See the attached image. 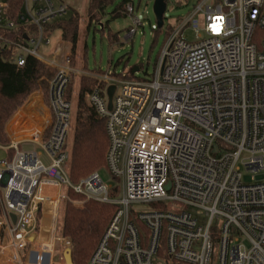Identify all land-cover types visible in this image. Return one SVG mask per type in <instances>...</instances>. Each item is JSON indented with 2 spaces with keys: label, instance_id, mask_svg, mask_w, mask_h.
<instances>
[{
  "label": "built area",
  "instance_id": "1",
  "mask_svg": "<svg viewBox=\"0 0 264 264\" xmlns=\"http://www.w3.org/2000/svg\"><path fill=\"white\" fill-rule=\"evenodd\" d=\"M8 2L0 0V30L29 23L39 34L28 45L16 44L18 65L32 56L56 74L46 95L50 119L39 131L20 138L11 121L5 127L8 144L0 149L13 157L0 161V264H67L70 238L52 230L40 240L45 185L65 188L64 202L70 190L116 207L87 264H264V0H200L170 31L149 80L89 71L104 84L89 102L106 121V168L118 183L115 196L98 172L77 183L69 176L72 103L66 93L77 73L70 44L57 43L47 58L39 54L51 44L44 27L66 18L69 5L24 0L17 23L6 17ZM126 13H134L130 2ZM198 14L204 15L202 30ZM215 17H223L218 33L209 27ZM132 21L143 26L137 17ZM190 24L196 43L182 34ZM135 33L131 29L126 39ZM110 86L116 87L111 109ZM25 143L41 152L22 150ZM245 173L253 182H244ZM84 201L73 204L82 208Z\"/></svg>",
  "mask_w": 264,
  "mask_h": 264
},
{
  "label": "trees",
  "instance_id": "2",
  "mask_svg": "<svg viewBox=\"0 0 264 264\" xmlns=\"http://www.w3.org/2000/svg\"><path fill=\"white\" fill-rule=\"evenodd\" d=\"M114 0H88L87 16L89 25L92 22L100 23L102 31L105 25L101 24V16L105 9ZM129 0L121 3L113 12L117 18L126 15V5ZM24 0H9L6 17L18 23L22 13ZM79 12L70 9L69 15L44 27V38H51L57 31L61 32V39L70 43L72 47V63L76 60V48L80 36L81 18ZM172 29H170L171 31ZM169 31V33H170ZM38 29L29 23H18L13 30H0V146L8 144L5 127L13 115L20 109L29 96L41 90L48 94L50 81L55 77V70L35 57L27 56L25 65L17 62L18 50L16 44L28 45L31 38H38ZM112 42L117 36L111 35ZM86 69L87 68V65ZM71 83L68 86L66 98L71 100ZM98 86L103 87L92 77H83L77 99V112L74 123L73 145L69 153L68 172L73 183L99 172L106 168V155L109 146L106 131V121L98 115L89 102L90 93ZM11 160L12 151L6 152ZM118 193L115 188L112 195ZM69 200L65 202L61 233L72 241L73 264H87L91 255L103 237L116 207L111 204L86 200L81 196L68 191ZM84 201L82 209L73 202Z\"/></svg>",
  "mask_w": 264,
  "mask_h": 264
},
{
  "label": "rangeland",
  "instance_id": "3",
  "mask_svg": "<svg viewBox=\"0 0 264 264\" xmlns=\"http://www.w3.org/2000/svg\"><path fill=\"white\" fill-rule=\"evenodd\" d=\"M124 1L125 0H114L112 4L106 7L105 13L101 16V24L106 26L105 30L102 31L100 23L94 21L89 25L87 16L88 0H64L67 5H71L74 10L79 12V16L82 19L80 22V36L75 53L76 60L73 64L77 73L72 75L71 80V128L68 133L66 144L68 153H70L73 145L74 123L81 79L83 77H90V72H108L110 75L116 76L122 80H149L155 72L161 51L169 40L170 29L177 28L188 20L200 2V0H166L164 24L161 28H158L153 9L155 0H129L130 3L134 5L133 15L126 14L114 18L112 16L113 12ZM133 17L139 18L143 26L136 28L132 21ZM195 19L198 20L199 29L202 30L205 26L204 15L198 14ZM133 28L136 29L135 35L127 40L126 36ZM200 33L203 35L201 31ZM182 34L190 43L199 41L192 24L185 27ZM111 35L117 36L118 40L112 42L110 39ZM59 39L60 32L57 31L51 37V44L49 46L42 45L40 47L39 54L45 58L49 57L55 49ZM69 46L71 48L70 52L72 53V47L71 45ZM85 65H87L88 69H86ZM136 67L139 68V71L133 74L132 70ZM21 148L22 150L36 149L38 152H41V148L36 144H23ZM5 158L6 152L0 149V161ZM98 173L104 184L113 188L118 187L117 180L113 179L107 168L101 169ZM252 177H254L252 174L245 173L244 182H253ZM262 178L263 175L255 176L257 180ZM54 191V188L50 186H44L42 188V193L44 195H53ZM63 191L65 193L66 189L63 188ZM0 192L3 193L2 190H0ZM64 206L65 203L62 204V213L58 222V234L61 236ZM52 217V214H46L41 224L43 232L40 236V240H48L49 233L51 232L50 227L54 226ZM58 250H60L59 246ZM26 254L27 250L21 252L22 259L26 258ZM58 256L59 252H56V258H58Z\"/></svg>",
  "mask_w": 264,
  "mask_h": 264
},
{
  "label": "crops",
  "instance_id": "4",
  "mask_svg": "<svg viewBox=\"0 0 264 264\" xmlns=\"http://www.w3.org/2000/svg\"><path fill=\"white\" fill-rule=\"evenodd\" d=\"M69 7L70 9H73L71 5H69ZM61 41L62 39L60 32V39L58 43ZM49 119H50V112L46 105V96L41 90H38L29 96L25 104L20 109H18V111L13 115L10 121L11 123H13V125L16 126L17 129L20 130V131L18 130L17 136L20 138H27L34 131L37 130L39 131V128L43 125L44 121H47ZM25 144H30V143H25ZM45 186L53 187L55 191L53 195H45L47 197V200L43 204V208H42V215L39 224L40 236L42 235L43 232V227L41 226V224L44 221L47 213L52 214L53 216L52 221L54 220V226L50 227V230L52 231L53 229L59 232L58 222L60 215L62 213V204L65 203L64 201H62V195L65 194L66 192L64 193L62 187L59 188L51 185H45ZM0 222H2L1 212H0ZM2 229H4V227L0 225V234L2 233Z\"/></svg>",
  "mask_w": 264,
  "mask_h": 264
},
{
  "label": "water",
  "instance_id": "5",
  "mask_svg": "<svg viewBox=\"0 0 264 264\" xmlns=\"http://www.w3.org/2000/svg\"><path fill=\"white\" fill-rule=\"evenodd\" d=\"M153 9H154V14L156 16L157 27L161 28L164 24V14L166 11V0H155ZM138 71H139V68L136 67L132 70V73L135 74ZM115 89H116L115 86H110L107 90V95L109 98V109H111L112 107V99H113ZM11 217L13 221H16V217L14 215H12ZM33 239H34V235L32 236L31 240ZM64 256H65V260L67 264H73L71 249H67Z\"/></svg>",
  "mask_w": 264,
  "mask_h": 264
},
{
  "label": "snow or ice",
  "instance_id": "6",
  "mask_svg": "<svg viewBox=\"0 0 264 264\" xmlns=\"http://www.w3.org/2000/svg\"><path fill=\"white\" fill-rule=\"evenodd\" d=\"M214 23L210 24V28L214 31V32H219L220 31V28H221V24H222V21H223V17H215L214 18Z\"/></svg>",
  "mask_w": 264,
  "mask_h": 264
}]
</instances>
